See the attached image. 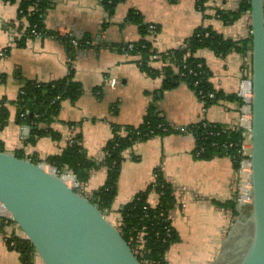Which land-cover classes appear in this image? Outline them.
Instances as JSON below:
<instances>
[{
	"label": "crops",
	"instance_id": "1",
	"mask_svg": "<svg viewBox=\"0 0 264 264\" xmlns=\"http://www.w3.org/2000/svg\"><path fill=\"white\" fill-rule=\"evenodd\" d=\"M20 1L0 0V53L4 52L0 56V101H6L10 113L8 124L0 130L5 152L17 155L22 151L26 157L37 156L41 164L49 166L46 160L60 155L72 138L81 135L88 157L102 164L105 148L114 135L125 136L126 127L140 126L151 107L175 128H190L203 121L238 126L242 106L238 93L243 80L252 75V50L246 54L233 51L225 57L209 49L196 53L210 72L212 88L223 95L216 104L205 108L185 83L163 89V75H148L136 63V56L126 54L120 47L145 39L157 53H165L180 48L200 27L232 41L249 39L251 12L231 25L217 16L218 10L237 12L243 0H209L203 12L198 10L196 0H123L112 16L102 0H48L43 24L45 31L54 36L40 39L22 38L20 23L26 20L18 19ZM131 12H138L145 24L156 25L158 32H149L143 38L139 27L129 19ZM65 36L89 44H82L71 57L60 39ZM165 65L161 57L150 64L158 71ZM69 68L74 69V80L83 87V95L75 102L61 103L51 125L60 139L46 137L29 144L31 130L27 135L23 130L27 126L16 122L15 102L20 89L28 81L47 83L63 79ZM113 79L117 81L115 87H111ZM195 147L194 136L187 132L151 138L127 148L122 153L117 194L105 214L118 226L121 209L145 191L160 170L177 194L179 205L170 215L181 238L177 245L184 246L187 241L190 246L197 241L199 219L208 211L225 221L220 233L223 250L228 248L230 255L234 241L228 235L244 216L237 200L240 177L229 157L199 160L194 155ZM107 177L108 170L101 165L85 185L80 184L78 192L93 199ZM158 200V195L152 193L148 203L155 208ZM179 215L188 218L183 222ZM176 255L167 253L168 264H186V260L178 261ZM216 260L213 255L210 264ZM0 264H21L19 254L7 248L1 231Z\"/></svg>",
	"mask_w": 264,
	"mask_h": 264
},
{
	"label": "trees",
	"instance_id": "2",
	"mask_svg": "<svg viewBox=\"0 0 264 264\" xmlns=\"http://www.w3.org/2000/svg\"><path fill=\"white\" fill-rule=\"evenodd\" d=\"M1 1L16 2V0ZM38 1V7L34 8L35 3ZM122 1L102 0V5L108 11L109 16H112L116 7ZM208 2L209 0H196L198 10L200 12L205 11ZM48 7V0L20 1L18 19L26 20L28 23L29 26L26 31L37 25V30L41 33L42 38L49 35L54 36V34H48L44 29L43 21ZM250 12V0H243L237 12L218 10L217 16L224 24L231 25L245 13ZM129 19L139 27L143 38L149 32H153L149 28L150 25L143 22L138 12H131ZM22 38L30 39L36 37L32 34H26ZM60 39L67 47L71 57L76 49L83 47L82 44L80 47H74L72 38L68 36L60 37ZM132 44L134 45V50L131 55L140 54L141 59L136 61V63L141 70L150 76H164L163 89H170L175 85L185 83L195 92L199 100L205 105V108H208L216 104L223 95L212 88L209 82L210 72L204 61L195 56L196 53L201 49H209L220 57H225L233 51L246 54L252 50V37L246 40L232 41L225 39L211 29L200 27L183 43L184 49L178 48L165 53H157L145 39L132 42ZM120 49L122 50V47ZM154 56L161 57L166 62V65L160 71L150 66ZM199 65H202V68H198ZM192 69L197 74H190ZM74 73V69L69 68L67 75L63 79L47 83L28 81L20 89L18 99L15 102L17 106L16 122L20 126L30 127L29 144L34 145L39 139L46 137L53 140L60 139V135L53 130L51 125L58 116L61 103L65 100L75 102L83 95V87L74 80ZM197 81H200V84L195 87V82ZM200 90L207 95L214 93L215 98L202 100L199 96ZM9 117L10 113L7 103L2 100L0 101V130L8 124ZM188 129L195 138L194 155L197 159L208 161L215 158L229 157L233 162L235 171L239 172L241 163L245 159L242 155L244 143L242 129L235 128L232 130L231 127L205 121ZM125 131V136L116 133L108 142L105 148V159L102 164L88 157L82 145L81 135L72 138L69 145L60 155L52 156L45 162L56 168L59 175L65 172L72 173L81 185H85L89 181L93 171L101 165L106 166L108 170L107 180L92 200L95 204H98L103 213L108 212L117 194L123 151L136 142L178 133L173 126L166 123L154 107L149 108L140 126L126 127ZM0 152H5L1 142ZM16 156L20 159L30 160L36 165L43 163L37 156L26 157L22 151L18 152ZM75 192H78V190H75ZM152 193H156L159 197L158 205L155 208L148 203ZM235 204L237 205L236 202ZM178 205L173 185L168 183L161 171L158 170L154 182L145 191L140 192L132 203L121 209V220L118 228L125 241L134 247L137 234L140 231L145 234L144 256H137L139 262L143 263V260H147L151 264H168L167 253L173 245L181 240L170 218L171 212ZM250 209L251 205L247 206L243 211L244 215H247ZM8 228H11V225L6 224L5 218H0V231L3 234L7 248L19 254L21 264H35L34 255L27 242L19 238L14 229L8 239ZM11 239L17 241L16 249L10 247Z\"/></svg>",
	"mask_w": 264,
	"mask_h": 264
},
{
	"label": "water",
	"instance_id": "3",
	"mask_svg": "<svg viewBox=\"0 0 264 264\" xmlns=\"http://www.w3.org/2000/svg\"><path fill=\"white\" fill-rule=\"evenodd\" d=\"M252 37L251 209L230 232L241 245L215 264H264V0H250ZM27 135L30 127H24ZM0 206L37 264H141L119 228L63 176L0 152ZM232 254H237L230 250Z\"/></svg>",
	"mask_w": 264,
	"mask_h": 264
},
{
	"label": "built area",
	"instance_id": "4",
	"mask_svg": "<svg viewBox=\"0 0 264 264\" xmlns=\"http://www.w3.org/2000/svg\"><path fill=\"white\" fill-rule=\"evenodd\" d=\"M38 2L35 3L34 8L38 7ZM23 14V12H21ZM26 22V21H25ZM25 22L20 23V27L22 28L21 31V36L24 37L26 34H32L36 38L40 39L42 38L41 33L37 30V25H34L29 31H26V28H28V23L26 24ZM150 30L153 32L158 31V27L156 25L150 24ZM69 38H72L71 36H68ZM72 44L74 47H80L81 44L88 45L89 41H78L75 38H72ZM184 45L180 47V49H184ZM126 54H131V52L134 50V45L132 43H129L127 46H124L122 48ZM0 56H4V52L0 53ZM137 58V61H140L141 57L140 54L138 53L135 55ZM158 56H154L152 58V61L156 60ZM198 68H202V65H199ZM190 74H197L194 73V70L192 69L190 71ZM200 81L195 82V87L199 86ZM117 85V81L115 79L112 80L111 87H115ZM199 96L202 100L206 99H214L215 94L214 93H209L208 95L204 93V91L200 90L199 91ZM238 96L242 102L241 106V116H240V121L238 126L231 127L232 130L235 128L242 129L243 131V137H244V143L242 147V155L245 157L243 162L241 163L240 170L238 172V176L240 177V184L238 185L239 188V193L237 196L238 202L241 204V209L243 208V211L246 209L247 206L251 205V197H250V192L252 190V186L250 183V178H251V165H250V152H251V129H252V100H253V92H252V75H248L246 77V80H243V82L240 85V90L238 93ZM175 128V127H174ZM178 133L184 134L187 132H190L188 128H175ZM71 142V141H70ZM45 170H47L50 173L56 174L58 176H63L68 185L72 187L74 190H78L80 188V184L77 182L76 177L72 175V173L65 172L62 175H59L58 171L56 168L52 166H46V164H41ZM177 194H175L176 196ZM177 198V196H176ZM237 202V203H238ZM2 211V210H1ZM0 211V218H5L6 219V224L11 225V221L8 217L4 216V212ZM147 216V215H146ZM12 227V226H11ZM9 237V236H7ZM145 234L143 231H140L137 234V237H135L134 241V247L131 248L133 250V253L135 256H144V250H145ZM22 239V238H21ZM10 247L13 249H16L17 247V241L12 240L10 242ZM141 263V262H140ZM35 264L36 260H35ZM141 264H151L147 260H143V263Z\"/></svg>",
	"mask_w": 264,
	"mask_h": 264
},
{
	"label": "rangeland",
	"instance_id": "5",
	"mask_svg": "<svg viewBox=\"0 0 264 264\" xmlns=\"http://www.w3.org/2000/svg\"><path fill=\"white\" fill-rule=\"evenodd\" d=\"M106 213V212H105ZM180 221L184 222V219L188 218L181 215L178 216ZM107 218L115 225L116 222H113V218L107 216ZM201 230L196 232L197 241L192 245L188 246L187 243L184 246H179L176 243L169 250L171 255H176L178 252H182L176 255L178 261L186 260V264H210L212 262L213 255L217 259L221 256L223 251V243L221 236V230L225 228V221L216 216V214H209L206 212L205 216L202 219H199ZM118 227V226H117ZM9 229V228H8ZM11 230H8V239L11 235ZM230 234L228 235V237ZM11 251V250H10ZM15 254L17 252L13 251ZM18 254V253H17ZM216 254V255H215Z\"/></svg>",
	"mask_w": 264,
	"mask_h": 264
},
{
	"label": "flooded vegetation",
	"instance_id": "6",
	"mask_svg": "<svg viewBox=\"0 0 264 264\" xmlns=\"http://www.w3.org/2000/svg\"><path fill=\"white\" fill-rule=\"evenodd\" d=\"M244 231H245L244 228H242L241 232H244ZM241 232H240L239 237H237V238L234 237V238H233L234 243H233L232 247L230 248V250H233L234 252L237 251V254H235V253L232 254V253H231V254L228 256V260L233 259V258H236V257L239 256L238 253H239V250L241 249V245L236 244V241L238 240V238L241 237Z\"/></svg>",
	"mask_w": 264,
	"mask_h": 264
},
{
	"label": "bare ground",
	"instance_id": "7",
	"mask_svg": "<svg viewBox=\"0 0 264 264\" xmlns=\"http://www.w3.org/2000/svg\"><path fill=\"white\" fill-rule=\"evenodd\" d=\"M1 210L3 211L2 207L0 206V211H1ZM2 211H1V212H2Z\"/></svg>",
	"mask_w": 264,
	"mask_h": 264
}]
</instances>
